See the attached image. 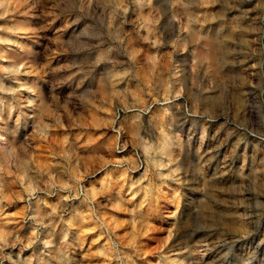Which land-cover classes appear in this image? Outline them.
Here are the masks:
<instances>
[{
  "label": "clouds",
  "instance_id": "1",
  "mask_svg": "<svg viewBox=\"0 0 264 264\" xmlns=\"http://www.w3.org/2000/svg\"><path fill=\"white\" fill-rule=\"evenodd\" d=\"M92 3L93 0H79L78 10L83 13ZM128 3L149 9L148 15L153 19L140 26L149 31L142 42L157 51L165 34L157 28L158 25L164 28L161 20L176 26V39L169 45L174 52L181 36L198 34L206 24L224 18L223 13L210 11L217 5L227 12L238 5L240 19L217 41L215 50L194 51L191 63L184 61L182 69L162 73V83L146 86L145 96L151 99L138 101L140 106L131 129L114 127V119L107 125L91 122L81 125L73 119L67 105H56V111L52 112V105L37 104L31 99L23 102V106L34 108L37 113L25 142L17 144L0 128V205H22L7 215L0 208V264L5 261L49 264V258L66 260L68 249L73 246L70 242L73 232L81 244L87 235L99 233L93 241L99 247L95 251L89 249L84 257L95 264H212L206 260L210 254H214L216 264H242L246 255L237 253L232 241L264 233V189L259 185L255 189L246 186L243 192L231 194L222 207L214 204L212 209L199 208L187 223L170 221L161 225L157 221L159 201L167 195L165 189L179 192L173 185L191 182L188 177L191 165L184 158V145L174 138H182L183 124L188 118H199L196 123L219 122L222 118L227 130L243 143L264 151V0H161L158 7H154V0H105L112 10L108 29L117 12H128ZM20 6V0H0V20L10 16L12 9L18 11ZM53 7H59L58 0H53ZM28 31L23 27L0 26V33L26 35ZM54 43L64 44L59 37ZM195 43L199 44L200 40ZM233 44L238 46L244 61L251 62L247 74L233 71L239 63L231 48ZM0 46H6L0 50L2 123L6 108L14 111V105L20 106L22 94L34 96L40 87L38 81L24 78L42 77L53 69L49 67L51 57L44 64L36 57L25 58L21 55L24 46L5 35H0ZM63 50L68 51L67 47ZM179 50L185 52L187 48L181 46ZM10 52H13L11 57ZM54 54H60L59 50ZM146 55L148 59L154 58ZM171 55L167 54L169 63ZM128 74H114L112 92L107 99L93 102L92 106L99 105L97 110L105 112L108 118L114 117V102H121L115 92L116 85ZM153 105L160 106L161 115L141 122V114L149 113ZM62 117L67 118V124L61 122ZM157 119L159 124L154 122ZM46 120L55 123L49 127ZM76 127H109L112 134L103 143L99 141L104 140L105 134L90 135L85 143L75 145H69L68 135L63 134L55 142L57 151L51 155L50 162L37 167L27 143L37 139L52 143L51 134ZM116 153L124 155L116 159ZM116 170L119 176L113 180ZM129 173L138 176L133 179ZM245 174L264 182V167ZM255 179L246 181V185L255 183ZM9 180L14 186L10 195ZM117 184L120 192L127 185V191L122 196L117 192L112 198L109 189ZM51 197H56L54 203H49ZM101 197L107 200L106 204H98ZM77 200L85 205L86 211H76ZM100 207L107 212H99ZM235 219L239 220L238 224ZM16 249L21 256L30 250L31 256L18 260L7 251ZM256 254L258 257V250ZM255 264H260L259 259Z\"/></svg>",
  "mask_w": 264,
  "mask_h": 264
},
{
  "label": "rangeland",
  "instance_id": "2",
  "mask_svg": "<svg viewBox=\"0 0 264 264\" xmlns=\"http://www.w3.org/2000/svg\"><path fill=\"white\" fill-rule=\"evenodd\" d=\"M58 2L59 7L54 8L53 0H27L26 4L20 0L22 6L19 10L12 9L10 16L0 20V26L29 29L26 35L10 33H0V35L21 43L25 48V52L21 55L25 58L36 57L41 64H44L48 63L51 57L49 67L53 69L48 75L42 77H25L24 79L38 81L40 87L36 89V95L22 94L20 106L14 105L15 110L11 112L6 108L3 113L4 119L0 123V128H4L9 138L15 140L17 144L25 142V137L29 135L36 123V110L23 106V102L27 99L37 104L43 102L52 105V112L56 111V105H67L73 119L81 125L89 122L107 125L110 119H114V127L131 129L132 121L140 106L138 101L151 99L145 96L146 86L153 83L160 84L163 82L160 77L162 73L182 69L185 66L184 61L191 63L194 51L215 50L217 41L231 31L233 22L240 19L238 5L233 8L232 12H227L222 5H217L210 11L217 14L223 13L224 18L216 20L215 23L206 24L198 34L181 36L174 52L169 45L176 39V26L168 25L165 20H161L164 28L161 29L160 25L157 28L165 34L163 44L157 51L156 48L142 42V37L149 35V31L140 26L153 19L148 15L149 9L143 8L142 5L128 3V12L126 14L117 12L111 29H108L106 25L111 18L112 10L106 6L105 0H93L92 5L85 8L83 13L78 10L79 0H62V2L58 0ZM160 3L161 0H154V7H158ZM148 27L150 28V25ZM138 29L139 34H137ZM57 37L64 42L63 46L54 43ZM197 39L200 40L199 44L195 43ZM181 46L186 47L187 51L181 52L179 50ZM5 47L0 46V50ZM63 47H67L68 51H64ZM231 48L234 50L235 58L239 61L233 71L238 74H247L250 70L248 65L251 62L244 61L243 54L238 53L237 45L233 44ZM109 49L116 50L110 52ZM58 50L60 54H54ZM19 51V49H13V52ZM13 52L9 53L10 57L13 56ZM138 52L139 55H137ZM146 53L154 58L148 59ZM168 53H172L170 63ZM126 71L129 74L123 76L115 88L121 102H114V117L108 118L105 112L97 110L99 105L92 106L93 102L105 99L103 97L105 95L108 97V94L112 92L113 75ZM103 88L104 95L100 94ZM53 98H55L54 104ZM7 99L11 100L10 97ZM144 107L148 105L145 104ZM121 109L126 110L121 111ZM161 113L160 106L153 105L149 113L141 114V122L152 117H159ZM197 119L199 118L191 117L184 122L182 138L174 136L184 145V158L191 165L188 172L191 182L185 185H173L174 188L179 189V192L165 189L167 195L161 198L157 210V221L161 225L170 221L187 223L188 218L199 208L212 209L214 204L222 207L227 203L231 194L243 192L246 186L255 189L259 185L261 189H264V182L245 174L251 173L254 168L264 167V151L259 150L255 145L243 143L240 137L227 130L222 118L219 122L200 120V123H196ZM61 122L67 124V118L62 117ZM154 122L160 123L158 119ZM45 123L51 127L55 120H46ZM40 131H44L43 127ZM168 131L171 132V128ZM63 134L68 135L69 145H75L77 142L85 143L90 135L105 134L104 139L107 140L112 130L109 127H76L51 134L52 143L40 139L32 140L26 146L32 153L37 167H44L50 162L51 155L57 151L55 142ZM126 138L127 136L122 139ZM114 155L116 159H120L124 154ZM129 175L133 179L138 176L133 173ZM118 176L119 170H116L113 173V180H116ZM242 176L245 178H241ZM252 178L255 179V183L246 185L245 182L253 180ZM95 179L98 180L99 177ZM11 190H14V186L9 180V190H7L9 195ZM126 191L127 185L124 186V192ZM117 192L121 196L124 195V192H120L118 184L109 189L108 195L114 198ZM193 197L197 198L195 202ZM55 201L56 197L49 198V203ZM80 202V200L74 202L75 205H79L76 211H86L85 205ZM106 203L107 200L103 197L98 201L100 205ZM21 206L19 203L11 206L3 204L0 208H3L4 214L7 215ZM98 211L107 212V209L100 207ZM172 212L176 215L172 216ZM65 219H68V216H65ZM234 222L238 224L239 220L235 219ZM98 234L87 235L81 244L76 233L73 232L70 235V242L73 246L68 249L67 259L49 258V264H95L94 261L86 260L84 257L89 249L95 251L99 247L93 244ZM232 244L237 253H245L246 259L242 264H255L257 259L260 264H264V233L259 236L242 237L238 241L233 240ZM257 250L260 253L258 257ZM7 251H11L13 257L18 260H25L31 256L30 250L24 252L22 256L19 255V249ZM149 259L153 258L149 257ZM206 260L216 264L214 254H210ZM5 264L9 262L5 261ZM33 264H36V261H33Z\"/></svg>",
  "mask_w": 264,
  "mask_h": 264
},
{
  "label": "bare ground",
  "instance_id": "3",
  "mask_svg": "<svg viewBox=\"0 0 264 264\" xmlns=\"http://www.w3.org/2000/svg\"><path fill=\"white\" fill-rule=\"evenodd\" d=\"M24 6H25V5H24ZM98 9H99V8H98ZM228 30H229V29H228ZM205 33H206V32H205ZM212 33H213V32H212ZM196 34H197V33H196ZM201 34H202V33H201ZM215 37H216V36H215ZM195 38H196V37H195ZM220 39H221V38H220ZM188 41H189V40H188ZM194 41H195V40H194ZM212 41H213V40H212ZM214 41H215V40H214ZM211 44H212V43H211ZM129 45H130V44H129ZM212 45H213V44H212ZM201 46H202V45H201ZM128 48H129V47H128ZM204 48H205V47H204ZM128 50H129V49H128ZM131 50H132V49H131ZM199 50H200V49H199ZM130 52H131V51H130ZM126 53H127V52H126ZM129 54H130V53H129ZM129 54H128V55H129ZM126 57H127V56H126ZM124 68H125V67H124ZM126 72H127V71H126ZM141 75H142V74H141ZM143 75H144V74H143ZM142 77H143V76H142ZM160 77H161V76H160ZM159 79H160V78H159ZM161 80H162V79H161ZM159 83H160V82H159ZM161 83H162V82H161ZM91 90H92V89H91ZM96 91H97V90H96ZM86 92H87V91H86ZM89 92H90V91H89ZM99 93H100V92H98V94H99ZM96 94H97V93H96ZM100 94H103V95L105 94V90H104V88L101 89V93H100ZM108 95H109V94H108ZM89 96H90V95H89ZM134 96H135V95H134ZM103 97H104L105 99H107V98H106V97H107L106 95L103 96ZM99 98H100V97H99ZM101 98H102V96H101ZM94 99H95V98H94ZM97 99H98V98H97ZM97 99H96V100H97ZM102 99H103V98H102ZM105 99H104V100H105ZM81 100H82V99H81ZM137 100H138V99H137ZM83 110H84V109H83ZM83 110H82V111H83ZM80 113H81V112H80ZM78 116H79V115H78ZM15 117H16V115H15ZM78 118H79V117H78ZM107 120H109V119H107ZM79 121H80V120H79ZM85 125H86V124H85ZM89 128H90V127H89ZM104 140H105V139H104ZM208 148H209V147H208ZM208 148H207V149H208ZM205 151H207V150H205ZM253 159H254V158H253ZM240 171H241V170H240ZM252 171H253V170H252ZM251 173H252V172H251ZM241 178H245V177L242 176ZM249 179H250V178H249ZM252 179H253V178H252ZM242 183H243V182H242ZM228 187H229V186H228ZM196 201H197V200H196ZM194 202H195V200H194ZM80 204H82V203L80 202ZM20 205H21V204H20ZM192 205H193V204H192ZM8 206H9V205H8ZM15 207H17V206H15ZM207 207H209V206H207ZM197 209H198V206H197ZM190 210H191V209H190ZM4 212H5V211H4Z\"/></svg>",
  "mask_w": 264,
  "mask_h": 264
}]
</instances>
